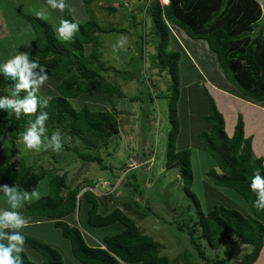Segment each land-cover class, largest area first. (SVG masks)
Returning <instances> with one entry per match:
<instances>
[{"label": "trees", "instance_id": "16d2710c", "mask_svg": "<svg viewBox=\"0 0 264 264\" xmlns=\"http://www.w3.org/2000/svg\"><path fill=\"white\" fill-rule=\"evenodd\" d=\"M83 1L89 3L92 0ZM260 1L264 0H168L167 4H161L159 0H147L146 8L143 6L140 10L144 17L150 19L148 31H145L144 26L136 40L141 57L144 59L145 49L152 43V38L157 36L158 46L153 62L159 71L166 69L171 79L172 96L167 118L171 128L164 165L167 169L178 168L183 190L193 200L198 215L192 226L182 222L177 227L180 230L185 227L191 244L202 259L207 261L201 241L209 248L217 249L223 240L232 236L234 239L230 240L231 243L239 242L252 247L236 264H254L261 249L264 250V211H257L253 207L256 195L250 189L253 174L260 171L264 175V165L263 159L252 152L251 138L244 137L242 116H238L233 134L227 136L223 115L204 88L208 112L203 119L209 128L198 133L197 139L219 170L209 169L207 179L213 186L228 188L241 195L249 213L243 214L224 205H214L207 212L201 211L199 201L191 190L193 172L190 151L176 147L180 131L178 63L181 52L169 50L172 31L168 24L179 27L189 38L206 41L239 92L251 101L261 103L264 101V26L258 33H254L257 23L264 17ZM105 9L116 12L112 6ZM134 14H129V26L137 25ZM19 16L29 23L36 36L30 42V58L38 60L48 76L57 77L58 81L54 85L56 94L44 109L49 113L46 121L48 135L59 129L61 136H71L70 142L62 143L61 152L69 150L83 163H96L100 168H106L98 152L107 147L112 136L119 133L116 117L119 113L114 108L94 110L85 103L75 108L70 101L94 93L98 97L100 95L101 99L121 97L119 88L103 78V68L99 63V34L127 30L117 26L101 27L92 15L85 22H79L80 30L71 41H61L56 39L53 29L45 20L25 13H19ZM63 18L74 19L67 7L63 11ZM146 22L144 19V25ZM85 45H90L88 52H85ZM11 83L0 75V96L10 95ZM141 85H144L143 79ZM21 95L24 93L21 92ZM28 117L29 120L35 118L30 114L15 120L13 114L0 112V124L5 126L10 143V150L0 153V185L18 184L28 191L41 179L48 178L47 194L25 204L24 215L52 220L53 226L68 240L70 253L79 264H172L167 256L159 255V244L144 234L121 209L114 208L105 215L99 213L96 195L85 189L80 195L86 208L83 211L77 197L79 186L70 188L65 173L46 169L35 171L24 162L14 161L18 154L16 143L29 121ZM71 140L84 145V149L80 150L76 142L71 144ZM84 182V187L92 188L86 179ZM132 191H136L135 187ZM81 211L89 227L104 228L119 223L121 230L102 236L100 240L93 239L98 244L89 243L80 227L64 220ZM25 244L40 256L41 261L35 263L23 252L21 256L24 264H66L60 253L43 240L26 236ZM229 256L230 253L225 258L210 261V264H227Z\"/></svg>", "mask_w": 264, "mask_h": 264}, {"label": "rangeland", "instance_id": "374dc122", "mask_svg": "<svg viewBox=\"0 0 264 264\" xmlns=\"http://www.w3.org/2000/svg\"><path fill=\"white\" fill-rule=\"evenodd\" d=\"M92 1L88 3L83 0H65L72 17L81 23L93 15L101 27L117 26L127 30L121 33L99 34L98 49L101 52L99 63L103 68V78L119 88L121 97L108 100V97L102 96L103 99H101L100 95L98 97V94L94 93L70 101L75 108L85 103L94 110L114 108L119 113L116 116L119 133L112 136L107 147L98 152L106 168H100L96 163H83L69 150L67 152H55L50 149L40 152L29 151L19 140L16 143L18 154L14 161L24 162L27 166H32L35 171L46 169L59 174L65 173L66 183L70 188L79 186L77 197L81 210L85 208V204L80 195L85 189H89L96 195L99 213L105 215L114 208L121 209L144 234L151 236L159 244V255L167 256L172 264H210V261L225 258L229 253L227 264H236L244 254L252 250V247L241 245L239 242L231 243L230 240L234 239L232 236L223 240L217 249H211L201 241V248L203 247L208 258V261L203 260L191 244L185 227L183 226L182 230L177 227L182 222H187L189 227L192 226L198 215L193 200L183 190L178 168L167 169L164 165L168 132L171 128L167 118L172 88L167 70L159 71L153 62L156 59L158 37L152 38V43H149L145 49L144 59L137 48V37L141 35L144 26L145 31H148L150 25L149 17H144L141 12L143 6H145L144 9L146 8L147 0ZM159 1L161 4H167L165 0ZM0 4L3 15L6 14L8 21L10 20V5H14V8L20 12L34 16L35 11L38 10L50 11L51 15L43 20L51 26L56 39H59L56 28L59 20L63 18V12L48 8L47 0H4L2 2L0 0ZM261 4L264 14V3ZM110 6L114 7L116 12H109L105 9ZM130 13H135L134 18L137 23L135 26L128 25ZM144 19L147 21L145 25ZM168 25L174 32L172 35L177 36L176 27H173V24ZM263 26L264 17L257 23L254 33H258ZM122 35L127 37V43L118 51H113V45ZM35 37L32 27L27 25L18 33H11L9 37L0 39V60L8 58L17 49L30 52V42ZM186 46L190 48L191 45L187 43ZM84 47L85 52H88L90 45ZM176 49L177 45L169 47V50ZM193 53H195L196 63L202 66L199 53ZM183 72L179 74L181 93L178 100V120L180 131L176 147L190 151L193 172L191 190L196 195L203 212L209 211L214 205H224L248 214L249 209L241 195L228 188L213 186L207 179V171L211 168L217 169V166L210 155L203 150L201 141L197 139L198 133L208 130V124L201 118L206 105L205 97L200 98L205 84L202 79L199 81V77L198 84L195 83L193 70L191 72L189 70V74H183ZM142 79L144 85H141ZM56 81L57 77L48 76L38 95L54 96ZM191 84L197 85L199 90L193 89L195 86H188ZM69 137L71 138V136H61L62 143L70 142ZM75 142L71 140V144ZM75 144L80 150L84 149L82 148L84 145L82 146L79 142ZM8 150H10L8 132L5 126L0 124V153L4 154ZM84 179L92 188L84 187L86 185ZM15 185L10 184L9 186ZM133 187L136 189L135 192L132 191ZM33 189L39 191V198L45 196L48 191V178L41 179L28 192ZM35 200L37 199L31 202ZM28 203L30 202H25V204ZM0 207H8L2 193H0ZM23 208L19 210L22 213ZM25 218L28 220V227L22 230L25 236L38 238L50 244L60 253L66 264H79L70 253L68 240L62 236L59 229L53 226L52 220L41 219L35 222L33 217L25 216ZM84 218L81 211L80 214L75 213L64 220L80 227L85 240L89 243H94L93 239L100 240L102 236L112 235L121 230L119 223H113L104 228H92L86 224ZM95 243L98 244V241ZM24 253L35 263L41 261L40 256L27 248L26 244ZM254 264H264L263 249Z\"/></svg>", "mask_w": 264, "mask_h": 264}, {"label": "clouds", "instance_id": "9594fccd", "mask_svg": "<svg viewBox=\"0 0 264 264\" xmlns=\"http://www.w3.org/2000/svg\"><path fill=\"white\" fill-rule=\"evenodd\" d=\"M47 6L51 10L63 12L67 5L65 0H47ZM34 14L40 19H46L51 12L42 9L35 11ZM79 30V21L64 18L59 20L56 28L61 41H71ZM126 43L127 37L122 35L113 45V51L123 48ZM30 57H32L30 52L17 49L8 58L0 60V75L12 82L10 95L0 96V112L13 114L15 120H19L22 115H34L35 118L28 121L18 138L25 149L40 152L51 148L59 152L63 147L61 133L57 129L49 136V129L46 126L49 113L44 109L48 107L51 97L38 95L41 86L48 79V74L38 60ZM21 92L24 95H21ZM250 189L256 195L252 202L253 207L257 211H264V175L260 171L253 174ZM0 193L8 205L6 208L0 207V264H24L21 253L25 251V234L22 230L28 227V220L19 210L23 208L25 202L38 199L40 193L37 189L28 192L18 184L11 187L6 184L0 185Z\"/></svg>", "mask_w": 264, "mask_h": 264}, {"label": "crops", "instance_id": "0c3cea01", "mask_svg": "<svg viewBox=\"0 0 264 264\" xmlns=\"http://www.w3.org/2000/svg\"><path fill=\"white\" fill-rule=\"evenodd\" d=\"M2 1L4 0H1V2ZM261 3H264V1H260V4ZM1 7L0 39L9 37L11 33H18L21 28H26L27 25L30 26L28 22L26 23V21H24V19L19 16V13L24 12L16 10L14 8V5H10L9 21L7 20L6 14H4L6 18L3 15ZM5 8V10L7 11V6ZM173 27H176L177 29L176 31L174 29L175 33H177V36L176 34L175 36H173L174 32L171 30L173 37L171 39L169 47L171 48V45H177L176 50L181 52V58L178 64L179 74L181 71H184L183 74H189V70L190 72L191 70H193V75L195 76L196 81L195 83L198 84V77L199 81H201L202 79L203 83L205 84L207 93L212 97L218 111L223 115V118L225 119L224 131L227 136L230 137L233 134L234 126L236 124V121L238 120V116H242L244 137L251 138V149L253 154L258 158H263L264 160V101L261 103L253 102L248 99L247 96H244L239 92L235 85L225 75V72L220 66L218 57L211 51L206 41L189 38L183 30L179 29V27L175 25ZM187 43L188 45H191L190 48H187ZM193 52L199 53L198 55H200L202 59V61L200 62L202 66H200L199 63H196V58L194 56L195 53ZM188 86H195L193 89L197 91L199 90V87L197 85L191 84ZM200 98L204 99L202 90ZM188 100L189 99L187 97V102ZM205 104V112L201 115V118H203V116H205L208 112V104L206 102V99ZM33 218L34 220H36L35 222H39L38 220L42 219L38 217Z\"/></svg>", "mask_w": 264, "mask_h": 264}, {"label": "bare ground", "instance_id": "6f19581e", "mask_svg": "<svg viewBox=\"0 0 264 264\" xmlns=\"http://www.w3.org/2000/svg\"><path fill=\"white\" fill-rule=\"evenodd\" d=\"M165 2H168V0H165Z\"/></svg>", "mask_w": 264, "mask_h": 264}]
</instances>
